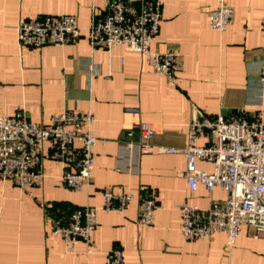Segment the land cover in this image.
<instances>
[{
	"label": "crops",
	"instance_id": "crops-1",
	"mask_svg": "<svg viewBox=\"0 0 264 264\" xmlns=\"http://www.w3.org/2000/svg\"><path fill=\"white\" fill-rule=\"evenodd\" d=\"M160 1L163 20L152 48L178 47L177 84L124 46L92 48L87 29L105 15V0H0V114L24 108L32 121L47 123L52 114L66 109L91 110L98 138L87 191L68 189L60 178L63 166L48 157L41 187L23 190L0 178V264H105V252L115 247L123 250L124 264H264V231L255 234L248 225L230 248L224 233L183 238L179 204L188 201L206 208L225 197L222 188L209 193L202 185L188 193L186 179L177 174L186 166L183 153L146 155L138 175L115 167L120 142L140 120L153 126L155 145L175 148L186 145L188 124L199 117L196 109L210 118L220 114L264 120V88L259 83L264 0H226L235 16L224 32L214 30L208 16L219 0ZM60 14L77 17L83 28L79 38L61 46H19L21 18ZM127 107H139L141 115L129 114ZM206 142L198 140L200 145ZM198 167L213 169L203 160ZM106 188L152 194L159 206L153 224H137L138 198L121 213L106 211L101 198ZM87 204L97 214V251L86 254L78 242L76 252L69 253L53 233V219L59 211Z\"/></svg>",
	"mask_w": 264,
	"mask_h": 264
},
{
	"label": "built area",
	"instance_id": "built-area-1",
	"mask_svg": "<svg viewBox=\"0 0 264 264\" xmlns=\"http://www.w3.org/2000/svg\"><path fill=\"white\" fill-rule=\"evenodd\" d=\"M105 11L87 29L92 48L124 46L139 53L168 82L177 84L178 47L172 45L165 51L152 48L163 20L162 2L142 0L138 5L131 0H105ZM208 16L211 27L224 32L234 22L235 9L226 0H219ZM261 26L264 30V16ZM82 31L74 15H44L21 18L17 39L21 48L38 49L64 45L79 38ZM259 83L264 88V65ZM196 110L199 117L189 122L183 148L155 145L153 126L144 120L134 123L120 142L115 167L138 175L146 155L183 153L186 166L177 174L186 179L188 193L193 194L202 185L209 193L222 188L225 197L211 201L206 208L188 201L179 204L182 236L193 241L224 233L230 248L240 237L242 226L252 227L255 234L264 231V120H249L245 115L226 118L220 114L210 118ZM126 112L141 115L139 107H127ZM95 120L91 110L66 109L52 114L47 123L32 121L24 108L12 115L0 114V178L13 181L23 190L41 187L46 177L43 160L48 157L63 166L60 178L68 189L87 191L93 181L98 143L93 130ZM198 140L207 142L200 145ZM200 160L211 163L213 169L199 168ZM101 198L106 211L118 213L138 198L137 224L143 226L153 224L159 208L152 194L137 196L131 190L106 188ZM96 227V210L89 204L70 212H57L52 224L53 233L63 240L69 253L76 252L78 242H83L86 254L95 253ZM124 263L121 248L105 252V264Z\"/></svg>",
	"mask_w": 264,
	"mask_h": 264
},
{
	"label": "water",
	"instance_id": "water-1",
	"mask_svg": "<svg viewBox=\"0 0 264 264\" xmlns=\"http://www.w3.org/2000/svg\"><path fill=\"white\" fill-rule=\"evenodd\" d=\"M227 112H228V110H223V111H222V113H227Z\"/></svg>",
	"mask_w": 264,
	"mask_h": 264
}]
</instances>
